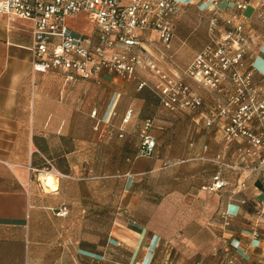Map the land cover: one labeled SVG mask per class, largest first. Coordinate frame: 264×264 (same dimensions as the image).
Returning <instances> with one entry per match:
<instances>
[{"label": "crops", "instance_id": "obj_1", "mask_svg": "<svg viewBox=\"0 0 264 264\" xmlns=\"http://www.w3.org/2000/svg\"><path fill=\"white\" fill-rule=\"evenodd\" d=\"M205 1L178 0L171 17L174 36L168 43L152 30L139 32L140 49L164 72L178 74L208 42L211 15L199 7ZM211 1L222 18L235 11L232 0ZM249 1L248 27L256 34L264 32L253 8L256 0ZM121 2L126 5L130 0ZM77 15L84 23L91 22L86 14ZM75 16L67 24L95 37L92 22L91 30L71 26ZM228 28L221 23L218 33ZM32 44L29 21L9 23L0 15V264H113L114 181L126 192L130 180L142 179L168 161L184 170L183 176L177 170L174 175L177 181L183 177L184 183L172 186V218L179 220L174 226L192 219L194 195L203 197L199 225L215 224L209 219L205 194H221L215 219L223 228L220 212L227 209L232 214L222 232L231 252L243 264H264V218L257 227L259 239L250 235L254 197L259 192L258 198L264 196V182L220 166L235 154L232 151L227 159L221 123H204L212 98L208 89L184 78L201 94L203 106L194 113L167 108L155 90L158 79L150 72L137 70L134 78L102 72L88 79L63 69L34 72ZM146 122L151 123L146 132L154 147L142 155ZM194 160L213 169L198 187L192 185ZM218 172L228 186L208 192L204 186ZM45 174L53 177V188L44 184ZM242 180L245 188L237 196L246 201L226 206L227 195ZM62 206L68 213L59 216L56 212ZM135 227L123 231L122 238L130 247L141 243L137 264H150L161 238Z\"/></svg>", "mask_w": 264, "mask_h": 264}, {"label": "built area", "instance_id": "obj_2", "mask_svg": "<svg viewBox=\"0 0 264 264\" xmlns=\"http://www.w3.org/2000/svg\"><path fill=\"white\" fill-rule=\"evenodd\" d=\"M235 11L221 17L215 1L200 3L210 13L209 40L188 65L178 74L170 75L159 68L140 49L139 32L152 30L162 43L174 36L171 17L179 7L178 0H0V15L9 23L27 20L31 24L33 44L32 70L46 72L63 69L81 78H98L102 72L121 78H134L137 70L150 72L158 79L155 90L161 104L167 108L194 113L203 106V97L184 78L211 92V101L204 123L220 122L226 142L236 144L235 158L220 162V166L241 173L244 178L255 176L264 182V32L256 34L248 27L245 10L249 0H232ZM257 20L264 26V0L253 5ZM84 13L93 23L95 37L78 33L67 19ZM223 23L229 28L218 33ZM258 76L257 78L255 76ZM144 124L139 153L150 154L154 139ZM243 178V179H244ZM228 186L218 172L204 186L208 192ZM245 188L242 180L227 195V205L243 204L238 194ZM256 193L255 220L251 238L259 239L258 224L264 218V196ZM68 213L66 206L56 214ZM231 213L220 212L222 224L228 226ZM224 240V250L230 252L227 264H243Z\"/></svg>", "mask_w": 264, "mask_h": 264}, {"label": "rangeland", "instance_id": "obj_3", "mask_svg": "<svg viewBox=\"0 0 264 264\" xmlns=\"http://www.w3.org/2000/svg\"><path fill=\"white\" fill-rule=\"evenodd\" d=\"M77 16L71 20V26L77 31L82 27L91 30L92 23L89 21L84 23V18ZM236 147L234 144L226 148V152H229L226 154L228 160L232 151L236 153ZM191 163L192 185L198 187L200 183L207 181L213 169L209 163H201L200 160ZM182 166L176 169L172 161L162 163L158 169L148 173L144 178L130 180V187L126 192H121L119 185L114 181L112 203L114 245L111 256L113 264H137L141 243L136 247H130L122 238L123 231L128 229L135 231L138 229L136 225L140 226L145 234L156 233L161 238L150 264H227L230 252L224 250V240L227 239L229 242V239L222 235L223 231L226 232L227 226L222 225L223 228H220L215 219L218 213L215 207L217 201L222 198L221 194H205L207 213L210 221L215 224L199 225L201 223L197 221L200 217L198 204L203 197L194 195L191 206L192 219L185 221L184 218L180 221V226H174L179 220H175L174 215L172 218V186L179 182L184 183L183 177L179 181L174 179L176 170L184 175Z\"/></svg>", "mask_w": 264, "mask_h": 264}, {"label": "bare ground", "instance_id": "obj_4", "mask_svg": "<svg viewBox=\"0 0 264 264\" xmlns=\"http://www.w3.org/2000/svg\"><path fill=\"white\" fill-rule=\"evenodd\" d=\"M44 184L46 186H49V188H53L54 185V179L50 174H45L43 177Z\"/></svg>", "mask_w": 264, "mask_h": 264}]
</instances>
